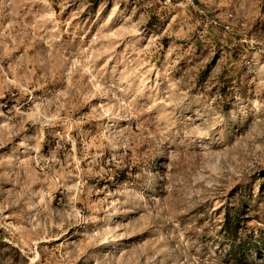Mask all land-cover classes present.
Returning a JSON list of instances; mask_svg holds the SVG:
<instances>
[{
    "label": "rangeland",
    "instance_id": "obj_1",
    "mask_svg": "<svg viewBox=\"0 0 264 264\" xmlns=\"http://www.w3.org/2000/svg\"><path fill=\"white\" fill-rule=\"evenodd\" d=\"M0 264H264V0H0Z\"/></svg>",
    "mask_w": 264,
    "mask_h": 264
}]
</instances>
